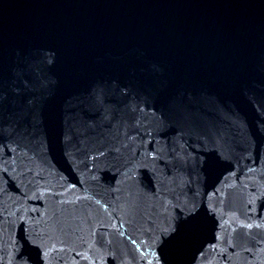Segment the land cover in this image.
Here are the masks:
<instances>
[{"label":"water","instance_id":"water-1","mask_svg":"<svg viewBox=\"0 0 264 264\" xmlns=\"http://www.w3.org/2000/svg\"><path fill=\"white\" fill-rule=\"evenodd\" d=\"M0 264H264V0H0Z\"/></svg>","mask_w":264,"mask_h":264}]
</instances>
